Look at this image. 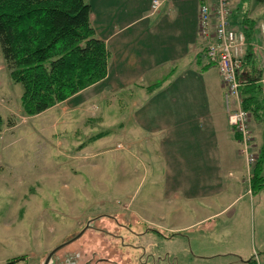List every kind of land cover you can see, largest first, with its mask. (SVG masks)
<instances>
[{"label":"rangeland","instance_id":"1","mask_svg":"<svg viewBox=\"0 0 264 264\" xmlns=\"http://www.w3.org/2000/svg\"><path fill=\"white\" fill-rule=\"evenodd\" d=\"M21 91L0 55V264L17 257L15 264H42L86 223L49 264H234L201 255L230 231L248 257L264 264V199L251 202L248 192L205 226L180 233L160 227L196 213L173 194L185 179L170 178L151 158L152 139L147 144L139 136L145 132L137 127V108L148 101L137 88L123 93L126 101L93 86L31 116L22 113ZM250 126L257 155L264 126L253 118Z\"/></svg>","mask_w":264,"mask_h":264},{"label":"crops","instance_id":"2","mask_svg":"<svg viewBox=\"0 0 264 264\" xmlns=\"http://www.w3.org/2000/svg\"><path fill=\"white\" fill-rule=\"evenodd\" d=\"M87 1L90 22L105 43L108 61L105 77L82 90L100 85L103 97L127 101L129 96L123 93L137 88V97L148 101L137 108V127L145 132L139 136L147 144L152 139L151 158L163 165L170 178L185 179L173 194L189 202L185 208L196 213L175 226H159L170 233L205 226L219 220L226 207L247 192L254 198L251 202L260 205L264 188L255 194L247 188L248 167L227 121L220 75L204 57L201 0H161L156 9L152 0ZM244 18L254 25L249 44L261 74L264 65L256 50L263 39L259 25L264 24V0H230L232 25L242 29ZM173 210L182 208L175 205ZM210 243V251L202 256L218 261L229 257L236 259L234 264H246L250 253L234 231L228 239ZM250 257L260 264L256 255Z\"/></svg>","mask_w":264,"mask_h":264},{"label":"trees","instance_id":"3","mask_svg":"<svg viewBox=\"0 0 264 264\" xmlns=\"http://www.w3.org/2000/svg\"><path fill=\"white\" fill-rule=\"evenodd\" d=\"M89 13L87 0H0V55L10 80L22 86L23 114L40 113L105 77L108 51L95 35ZM253 26L242 19L240 30L248 43ZM251 47H246L238 73L241 107L264 126V94L258 77L262 68L255 66ZM249 188L252 194L264 188V130ZM152 231L162 234L155 227ZM245 262L258 264L254 257Z\"/></svg>","mask_w":264,"mask_h":264},{"label":"built area","instance_id":"4","mask_svg":"<svg viewBox=\"0 0 264 264\" xmlns=\"http://www.w3.org/2000/svg\"><path fill=\"white\" fill-rule=\"evenodd\" d=\"M160 3L161 0H152V9H156ZM199 25V34L205 40L204 57L208 63L216 65L220 75L228 124L239 136V151L248 166L246 179L249 188V169L256 161V152L251 146V117L241 107L238 73L246 47L250 44L246 42L244 32L230 21V0H201ZM259 29L263 39L256 51L264 59V24H260ZM261 80L264 82V79Z\"/></svg>","mask_w":264,"mask_h":264},{"label":"water","instance_id":"5","mask_svg":"<svg viewBox=\"0 0 264 264\" xmlns=\"http://www.w3.org/2000/svg\"><path fill=\"white\" fill-rule=\"evenodd\" d=\"M87 226H88V223H86V225L74 237H72L71 239H69V240H67V241L55 246L50 251H48L47 255L45 256V258H44V260L42 262V264H48L50 259H51V257H52V255L54 254V252L56 250H58L62 246L66 245V244L70 243L71 241L75 240L76 238H78L83 233V231L86 229Z\"/></svg>","mask_w":264,"mask_h":264}]
</instances>
